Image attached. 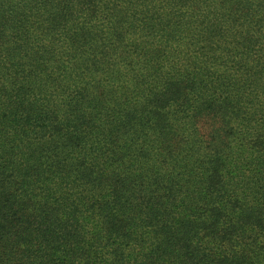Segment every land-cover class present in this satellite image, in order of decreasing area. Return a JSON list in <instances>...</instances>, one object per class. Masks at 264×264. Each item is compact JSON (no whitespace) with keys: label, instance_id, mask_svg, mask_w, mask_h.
<instances>
[{"label":"trees","instance_id":"obj_1","mask_svg":"<svg viewBox=\"0 0 264 264\" xmlns=\"http://www.w3.org/2000/svg\"><path fill=\"white\" fill-rule=\"evenodd\" d=\"M0 264H264V0H0Z\"/></svg>","mask_w":264,"mask_h":264}]
</instances>
